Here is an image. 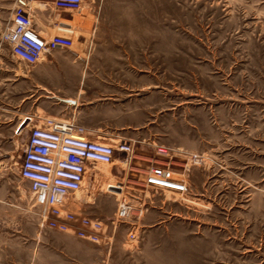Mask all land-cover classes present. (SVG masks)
<instances>
[{
    "label": "rangeland",
    "instance_id": "1",
    "mask_svg": "<svg viewBox=\"0 0 264 264\" xmlns=\"http://www.w3.org/2000/svg\"><path fill=\"white\" fill-rule=\"evenodd\" d=\"M1 1L0 63L11 65L9 86L0 85V264H35L19 247L36 229L99 244L106 264H264V0L47 6L38 23L75 18L76 31L71 48L40 60L74 66L73 94L87 106L80 120L106 126L90 137L132 147L93 163L59 216L43 212L18 173L27 132L8 119L29 65L1 38L12 0ZM157 145L175 151L185 192L144 184ZM188 154L200 160L187 163ZM122 200L129 209L119 216Z\"/></svg>",
    "mask_w": 264,
    "mask_h": 264
},
{
    "label": "built area",
    "instance_id": "2",
    "mask_svg": "<svg viewBox=\"0 0 264 264\" xmlns=\"http://www.w3.org/2000/svg\"><path fill=\"white\" fill-rule=\"evenodd\" d=\"M82 3L83 0H14L10 22L2 31L1 38L8 43L16 59L33 65L56 50L71 48L76 31L69 22L52 19L49 15L44 16V23L38 25L37 15L47 6L53 10L76 12L81 9ZM21 124L15 132H22ZM117 149L128 157L132 147L126 142L117 147L98 141L73 121L46 118L28 129L18 173L29 182L30 191L43 212L59 216L73 195L84 187L88 168L93 163H112ZM155 152L158 158L146 169L144 184L185 192L186 182L178 176L181 174L174 169L177 163L171 159L175 151L171 153L164 145H157ZM187 156V163L200 160L196 154ZM185 167L188 168V165ZM128 209L129 206L122 200L119 216L126 215ZM59 228L66 229L64 226Z\"/></svg>",
    "mask_w": 264,
    "mask_h": 264
},
{
    "label": "crops",
    "instance_id": "3",
    "mask_svg": "<svg viewBox=\"0 0 264 264\" xmlns=\"http://www.w3.org/2000/svg\"><path fill=\"white\" fill-rule=\"evenodd\" d=\"M2 2L0 0V6ZM7 5L12 12L14 0L7 2ZM41 15V13L37 15L38 21ZM75 22L74 18L70 23ZM50 56H55V53ZM10 65L9 61L0 63V85L3 87L9 86L10 75L4 74V71H9ZM74 70L72 63L60 62L52 57L29 65L27 73L19 72L17 75L18 109L15 115L9 116L8 121L11 122L9 125L16 128L22 123L21 130L27 132L33 125L49 118L63 121L74 120L91 135L103 131L106 128L104 122L90 124L80 120L87 106H84L83 99H79L84 94L82 91L77 92L78 97L73 94ZM121 84L120 81H114V86H121ZM36 230L32 238L28 239L23 247H19V253L24 254L26 261H33L35 264H106L108 254L103 252L99 244L50 229H45L44 232Z\"/></svg>",
    "mask_w": 264,
    "mask_h": 264
},
{
    "label": "bare ground",
    "instance_id": "4",
    "mask_svg": "<svg viewBox=\"0 0 264 264\" xmlns=\"http://www.w3.org/2000/svg\"><path fill=\"white\" fill-rule=\"evenodd\" d=\"M98 171V170H97ZM116 171V170H115ZM92 175V174H91ZM115 176V175H114ZM88 181V180H87ZM119 189V187H117ZM120 196V195H119ZM124 199V198H123Z\"/></svg>",
    "mask_w": 264,
    "mask_h": 264
}]
</instances>
